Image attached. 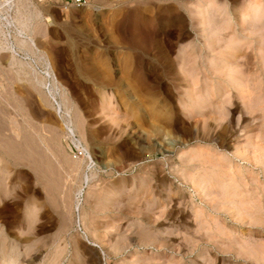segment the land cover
I'll list each match as a JSON object with an SVG mask.
<instances>
[{
  "label": "rangeland",
  "instance_id": "374dc122",
  "mask_svg": "<svg viewBox=\"0 0 264 264\" xmlns=\"http://www.w3.org/2000/svg\"><path fill=\"white\" fill-rule=\"evenodd\" d=\"M0 252L264 264V0H0Z\"/></svg>",
  "mask_w": 264,
  "mask_h": 264
},
{
  "label": "built area",
  "instance_id": "2783aa9c",
  "mask_svg": "<svg viewBox=\"0 0 264 264\" xmlns=\"http://www.w3.org/2000/svg\"><path fill=\"white\" fill-rule=\"evenodd\" d=\"M87 3L88 0H59V5L64 9L83 7ZM70 151L73 153L74 158H87L88 152L85 145L77 144L75 141L71 140Z\"/></svg>",
  "mask_w": 264,
  "mask_h": 264
},
{
  "label": "bare ground",
  "instance_id": "6f19581e",
  "mask_svg": "<svg viewBox=\"0 0 264 264\" xmlns=\"http://www.w3.org/2000/svg\"><path fill=\"white\" fill-rule=\"evenodd\" d=\"M217 20V19H216ZM219 23V22H218ZM12 52V51H11ZM240 84V83H239ZM236 86V85H235ZM236 87H238V86H236ZM70 119V118H69ZM69 121V120H68ZM67 126H68V128H69V130H70V132L71 131H73V129H72V123H71V121H69L68 123H67ZM77 135V134H76ZM69 138V137H68ZM77 138H78V135H77ZM72 140V139H71ZM73 141V140H72ZM76 143H77V141H75ZM77 144H80V143H77ZM81 145H83V143L81 144ZM86 148V147H85ZM89 157V156H88ZM84 159V158H83ZM89 159H90V157H89ZM3 253L2 252H0V255H2ZM4 257H5V261L7 260V253L6 252H4Z\"/></svg>",
  "mask_w": 264,
  "mask_h": 264
}]
</instances>
